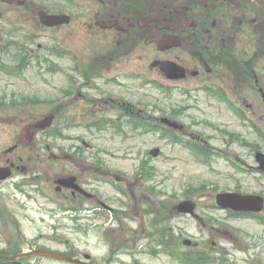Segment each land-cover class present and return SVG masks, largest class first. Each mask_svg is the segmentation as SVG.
Masks as SVG:
<instances>
[{
  "label": "rangeland",
  "instance_id": "obj_1",
  "mask_svg": "<svg viewBox=\"0 0 264 264\" xmlns=\"http://www.w3.org/2000/svg\"><path fill=\"white\" fill-rule=\"evenodd\" d=\"M8 12V17L14 20V9ZM12 30L0 21V40L10 46ZM244 39L246 44L247 38ZM247 47H239V51L246 49L243 50L247 54L244 64L238 65L243 60L231 53L236 66L217 68L211 75L203 70L199 77L169 80L151 67L158 54L156 44H148L142 58L137 52L127 64L115 63L113 69L114 73L141 72L153 83L139 88L132 80L131 89L115 88L126 100L117 98L116 107L107 105L108 109L114 108L111 110L92 103L91 97L97 95L85 88L86 79L75 74L73 63L42 64L48 71H69L74 76L72 84L66 82L63 71L45 72L46 68L38 63H32L19 77L0 71V149L15 143L17 134L32 133L39 150H44L51 131L55 135L80 134L79 145L83 150L98 149L104 165L116 170L115 175L129 193L125 198L100 182L97 185L100 195L106 201L110 199L108 204L121 211L117 215L101 211L104 218L96 222L99 228L81 231L68 213L43 219L45 211L32 198L38 195L36 189L15 184L23 180V172L18 170L13 178L0 184L4 196L0 222L6 227L8 220L17 223V231L15 227H8L13 234L11 242L0 235V251L5 245L10 249L8 253L29 251L34 243L37 247L50 245L62 251L72 250L81 258L89 253L91 264H181L175 255L171 257L170 251L174 248L196 250L191 254L203 255V264H264V206L261 219L231 217L227 210L215 207L216 195L221 192L264 196V174L257 168L256 160L257 152L264 153V99L260 91L252 89L258 84L254 78L260 69L259 63L264 64V31L259 29L254 43L249 41ZM200 49L194 47L199 57ZM14 60L12 57L0 60V69H11ZM92 60L86 58L80 63L81 68ZM231 67L236 68L227 69ZM208 82L221 86L234 104L244 110L249 121L241 120L231 106L206 93L203 88ZM160 83L170 86L172 92H165ZM260 84L264 88L262 79ZM66 86L71 87L74 97L71 104L63 106L62 87ZM51 116L47 133L41 124ZM130 116L146 117L150 124H163L161 119H170L178 127L169 129L213 153L203 157L160 131L137 129L133 125L141 119L129 121ZM106 118L123 122L121 130L120 126L102 130L86 127L96 119ZM166 124L163 125L170 127ZM57 142L63 141L59 137ZM157 147L160 152H151ZM43 167L41 163L37 169ZM68 169L75 170L71 164ZM187 197L197 202L199 218L176 211V204ZM39 198L42 199L40 195ZM188 239L192 240L190 246L184 244ZM33 261V264H70L46 258Z\"/></svg>",
  "mask_w": 264,
  "mask_h": 264
},
{
  "label": "flooded vegetation",
  "instance_id": "obj_2",
  "mask_svg": "<svg viewBox=\"0 0 264 264\" xmlns=\"http://www.w3.org/2000/svg\"><path fill=\"white\" fill-rule=\"evenodd\" d=\"M9 9L15 12L16 29L12 44L16 56L22 62H33L46 52L48 43H57L63 48L62 60L68 56L74 57L72 62L93 59V69L76 70L75 74L84 76L85 88L97 95L91 97L92 103L102 105L106 110L114 109H108L107 105L116 107L120 98L115 96L113 84L105 80L126 72L114 73L115 63L125 61L127 64L137 52L142 58L146 46L157 44L165 35H177L181 47L158 49L154 58L176 60L188 73L197 66L212 74L229 62L230 47L248 46L249 41L253 44L258 30L264 31V0H0V20L10 19ZM147 15L150 19L144 21ZM55 16L60 17L62 23L48 25L44 22ZM44 40L46 43H42ZM78 45L80 47L76 50ZM194 47L204 48V56L197 61ZM80 49L87 54H81ZM255 78L257 83L259 78ZM92 79L100 80L102 84L88 88ZM252 89L257 91L259 86ZM73 97L65 93L63 106L71 104ZM15 137V143L0 149V169L4 167L11 173L4 181L21 170L23 180H36L41 185L38 189L27 186L36 189L38 195L32 198L39 204H46L54 212L60 209L62 213H69L81 231L98 229L94 221L103 215L101 211L115 209L108 204L110 199L106 201L97 190L100 182L109 186L111 177L115 178L99 153L84 151L77 137L60 136L63 142L56 144L57 136L50 135L44 150L35 145L34 135L17 134ZM41 163H44L43 169H37ZM68 164L75 170L68 169ZM1 176L2 171L0 184L3 182ZM2 193L0 188V213L4 202ZM6 224L17 231V223L15 225L13 220ZM0 225L9 234L8 239L0 235L6 242H11L13 234L1 222ZM14 248H17L16 244ZM40 248L33 243L28 250ZM1 249V255L19 253H8V245Z\"/></svg>",
  "mask_w": 264,
  "mask_h": 264
},
{
  "label": "water",
  "instance_id": "obj_3",
  "mask_svg": "<svg viewBox=\"0 0 264 264\" xmlns=\"http://www.w3.org/2000/svg\"><path fill=\"white\" fill-rule=\"evenodd\" d=\"M175 40V38H168L166 41L170 42ZM166 65L167 74L169 77L179 78L182 77L183 74L178 70V67L172 63L164 62ZM52 117H49L48 121H45L41 124V126L45 127L51 124ZM158 151V150H155ZM154 151V152H155ZM260 160L262 162L261 168L264 169V155L259 154ZM218 200L221 205L225 207H233L236 209H254V210H261L263 205V199L259 197H249V196H242L239 194H222L219 195ZM178 210L183 212H193L194 204L191 202H182L178 205ZM47 255H51L49 253H45Z\"/></svg>",
  "mask_w": 264,
  "mask_h": 264
}]
</instances>
